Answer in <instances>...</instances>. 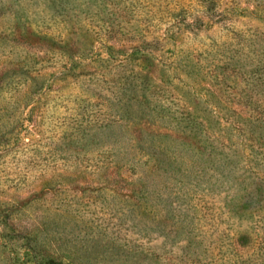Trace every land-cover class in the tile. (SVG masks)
Wrapping results in <instances>:
<instances>
[{
  "label": "rangeland",
  "instance_id": "374dc122",
  "mask_svg": "<svg viewBox=\"0 0 264 264\" xmlns=\"http://www.w3.org/2000/svg\"><path fill=\"white\" fill-rule=\"evenodd\" d=\"M160 1L0 0V178L50 187L31 212L59 216L75 264H246L264 0Z\"/></svg>",
  "mask_w": 264,
  "mask_h": 264
},
{
  "label": "trees",
  "instance_id": "16d2710c",
  "mask_svg": "<svg viewBox=\"0 0 264 264\" xmlns=\"http://www.w3.org/2000/svg\"><path fill=\"white\" fill-rule=\"evenodd\" d=\"M206 9L210 10L211 6L207 4ZM196 22L198 20L193 21ZM184 24L191 23H186L183 19L181 25ZM164 41L165 38L156 37L158 44ZM46 178V173H40L37 181L42 182ZM17 186H4V179L0 178V264H75L73 247L64 245L65 235H71L62 228L59 216L56 217L54 212L50 214L45 211L41 219L39 210L34 215L31 212L32 203L40 204L46 201H40L37 196L41 194L42 198H46L48 192H43L50 187L43 186L40 191L28 189L29 195L15 196L21 189ZM258 218L263 224L257 225L256 241L253 245L252 242L249 244V247L252 245L253 252L246 259V264H262L261 258L264 257L262 214H259ZM64 228L72 234L75 233L71 224L64 225Z\"/></svg>",
  "mask_w": 264,
  "mask_h": 264
}]
</instances>
